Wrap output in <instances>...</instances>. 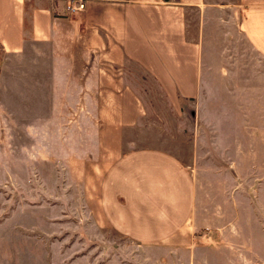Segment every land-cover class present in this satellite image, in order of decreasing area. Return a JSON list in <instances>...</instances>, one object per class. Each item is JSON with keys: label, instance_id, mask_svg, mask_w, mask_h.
Listing matches in <instances>:
<instances>
[{"label": "rangeland", "instance_id": "374dc122", "mask_svg": "<svg viewBox=\"0 0 264 264\" xmlns=\"http://www.w3.org/2000/svg\"><path fill=\"white\" fill-rule=\"evenodd\" d=\"M80 35L76 26L0 55V264L20 261V252L39 264L52 256L64 264H264V59L251 49L223 59L229 67L240 59L241 89L204 90L202 100L216 97L214 116L206 103L200 112L190 102L176 110L144 70L119 67L145 111L123 132L122 151H168L194 182L191 246L142 248L100 214V183L115 158L112 137L102 134L108 109L97 99L95 67L105 59L88 54Z\"/></svg>", "mask_w": 264, "mask_h": 264}, {"label": "crops", "instance_id": "0c3cea01", "mask_svg": "<svg viewBox=\"0 0 264 264\" xmlns=\"http://www.w3.org/2000/svg\"><path fill=\"white\" fill-rule=\"evenodd\" d=\"M71 1L75 0H0L4 54H23L30 44L70 35L77 26L88 54L105 59L104 65L95 67L97 99L108 109L102 134L112 137L109 151L115 158L100 183L101 217L109 229L138 247L188 248L194 212L192 174L168 151H122L123 132L136 127L145 111L119 67L130 62L144 70L176 110L181 102H190L200 112L206 103L214 116L218 112L209 105L216 104V97L202 100L204 90H213L215 83L226 90L241 89L234 74L242 70L240 59L232 67L224 66L223 59L231 60L230 54L245 56L247 49L264 59V0H82L84 9L74 14L68 11ZM20 253L14 264H39L32 253ZM80 259L68 264H84ZM58 260L52 256L50 264H64Z\"/></svg>", "mask_w": 264, "mask_h": 264}, {"label": "built area", "instance_id": "2783aa9c", "mask_svg": "<svg viewBox=\"0 0 264 264\" xmlns=\"http://www.w3.org/2000/svg\"><path fill=\"white\" fill-rule=\"evenodd\" d=\"M83 9H84V4L82 0L71 1L68 7V11L72 14L82 11Z\"/></svg>", "mask_w": 264, "mask_h": 264}, {"label": "trees", "instance_id": "16d2710c", "mask_svg": "<svg viewBox=\"0 0 264 264\" xmlns=\"http://www.w3.org/2000/svg\"><path fill=\"white\" fill-rule=\"evenodd\" d=\"M4 53L2 46L0 45V55Z\"/></svg>", "mask_w": 264, "mask_h": 264}]
</instances>
